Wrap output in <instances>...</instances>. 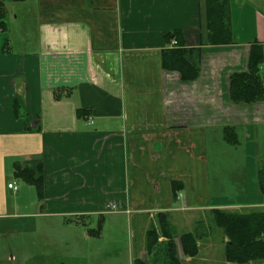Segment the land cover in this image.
Listing matches in <instances>:
<instances>
[{"label": "crops", "instance_id": "1", "mask_svg": "<svg viewBox=\"0 0 264 264\" xmlns=\"http://www.w3.org/2000/svg\"><path fill=\"white\" fill-rule=\"evenodd\" d=\"M225 1L228 44L209 42L217 0H0L3 224L30 219L38 222L30 234L41 227L45 238L55 230L64 239L76 228L98 241L116 236L108 223L125 222L123 264H154L147 235L166 215L181 264H235L211 215L264 213V96L237 105L229 87L247 71L251 46L262 50L264 85V0ZM174 31L199 50L195 80L161 64ZM32 162L41 164V197L16 172ZM199 224L209 236L196 241V256H183L181 236ZM116 250L91 253L120 264ZM24 256L0 264L33 260Z\"/></svg>", "mask_w": 264, "mask_h": 264}, {"label": "trees", "instance_id": "2", "mask_svg": "<svg viewBox=\"0 0 264 264\" xmlns=\"http://www.w3.org/2000/svg\"><path fill=\"white\" fill-rule=\"evenodd\" d=\"M92 1V0H91ZM220 5V13L208 16L210 19L209 42L212 44H228L230 42L229 18L227 15L226 1L217 0ZM216 3V4H217ZM1 12V6H0ZM1 26V25H0ZM164 38L166 44L176 41L175 47H169L162 52L163 68L168 71L179 73L184 81L198 78L200 72L198 66V52L195 49H186L180 32L174 31ZM262 50L259 46H251L248 69L243 73H236L230 77V99L234 104H250L260 102L264 96V85L261 76V65L263 64ZM85 112L78 109L77 118L84 116ZM23 168L18 167L17 174L25 182L35 186L39 196H43L42 169L39 162H32ZM264 187V181L262 182ZM175 186V184H174ZM262 187V188H263ZM264 189V188H263ZM212 218L216 229H220L226 238L225 260L235 264H247L253 261L264 260V213H252L240 215L234 213H223L213 211ZM166 216V215H165ZM160 215L159 235L156 231H149L147 235V254L155 259L154 264H181L175 254L174 239L176 235L170 230L167 218ZM207 226L197 225L193 234L181 236L183 256L194 257L198 253L196 241L209 236ZM162 239L161 250L157 244ZM158 250V251H156ZM160 251L161 255L157 256ZM160 257V259H157ZM136 264H143L137 262Z\"/></svg>", "mask_w": 264, "mask_h": 264}, {"label": "rangeland", "instance_id": "3", "mask_svg": "<svg viewBox=\"0 0 264 264\" xmlns=\"http://www.w3.org/2000/svg\"><path fill=\"white\" fill-rule=\"evenodd\" d=\"M12 181L15 185L17 182L18 184L20 182L16 179H12ZM11 195V192H7L5 199H7L8 202L12 201ZM8 212L9 211H7V213ZM213 217L214 216H212V218ZM5 221L6 218H0V232L4 230L10 231L5 235H0V261L3 260L7 262V259L9 261L10 254L16 256L19 260L22 259L24 255L26 256L28 254L29 257H31L30 255L33 256V260L29 259V261H27L29 262L28 264H31V262H34V264H101L103 262L100 261L101 256H98L99 258L97 261L94 260L95 258L97 259V257L93 256V253H91L92 247L96 245L100 248L113 246L117 249L115 255L121 258L118 262L120 264L124 263L122 257L123 252L126 251V244L128 242V228L125 222H116L113 228H111L108 223L106 231L116 230V236L114 238H109L104 234L103 238L98 241H96L94 237L86 241L85 234H87V232H79L76 228H68L64 239L58 237L60 236L57 235L59 231L55 230H52V234H50L52 237L45 238L41 235L43 231L41 227L34 234L27 233L28 228H30L28 224H31L32 221L30 219L13 220V223L9 225L3 224ZM36 224L38 225V222ZM91 227L95 229V223H93ZM55 242H59L61 246L57 247ZM8 248H10L9 250L11 253ZM1 252H3V255ZM92 257L94 258L92 259Z\"/></svg>", "mask_w": 264, "mask_h": 264}, {"label": "built area", "instance_id": "4", "mask_svg": "<svg viewBox=\"0 0 264 264\" xmlns=\"http://www.w3.org/2000/svg\"><path fill=\"white\" fill-rule=\"evenodd\" d=\"M175 46H176V41L175 40L171 41L170 47H175ZM14 184L15 183H12V184L7 185L8 186V189H11V190L16 191L17 190V187Z\"/></svg>", "mask_w": 264, "mask_h": 264}]
</instances>
